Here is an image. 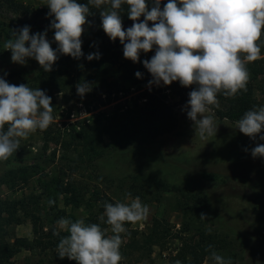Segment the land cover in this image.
Instances as JSON below:
<instances>
[{
  "label": "rangeland",
  "instance_id": "rangeland-1",
  "mask_svg": "<svg viewBox=\"0 0 264 264\" xmlns=\"http://www.w3.org/2000/svg\"><path fill=\"white\" fill-rule=\"evenodd\" d=\"M15 1L17 7L0 4V20L9 33L27 25L30 26V34H35L37 26H40L42 33L47 30L51 46L57 45L54 29L50 27L54 16L44 13L47 0ZM23 5L29 6V10ZM101 7L108 8L109 5ZM143 19L142 16L139 22ZM86 21L81 36L84 44L94 39L90 29L98 27L95 20ZM122 23L124 30L133 24ZM151 26L152 22H149ZM9 39H13V36L3 43L0 73L10 67L11 52L4 48ZM154 54L155 48L149 57ZM86 57L78 60L71 56L60 57L53 65L57 79L71 80L76 77L80 65L85 66L88 62ZM262 57L264 53H261ZM37 65L41 67L38 62ZM85 72L94 74L93 68ZM103 77L108 80L90 82L92 91L83 98L77 94L75 86L68 90L53 87L52 79L38 72L7 80L10 84H27L32 89L45 91L52 100L54 119L46 130H37L27 139H21L20 148L16 151L21 157L30 158L20 165H37L35 175L29 183L20 187L2 185L0 196L13 199L24 194H39L41 188L36 182L37 178L61 173L65 181L75 182L78 188L82 187L86 192V198L79 206L66 204L64 197H60L58 207L67 213L63 218L73 222L84 220L88 215L85 208L88 202L94 209H99L103 208L104 202L130 203L131 199L139 197L149 207L147 220L125 224L127 232L121 234V246L131 242L133 229L147 230L154 220L164 218L175 233L181 231L180 234L187 239L197 229L211 231L218 237L227 236L230 246L219 255L230 264H264V157L254 158L251 155V150L257 144L264 143L259 140V135H264V131L253 141L238 130L237 122L220 119L209 107L205 115L213 116L217 133L201 139L184 110L186 103H180L163 82L151 87L160 89V94H167L164 99L175 105L173 113L169 118L148 119L140 113V107L146 101L141 93L149 86L135 84L130 79L121 83L117 68H110ZM109 83H113L111 90ZM114 85H119V88L116 89ZM256 94L264 106V92L257 90ZM82 127H86L91 134L101 131L99 149L104 153L102 157L85 155L83 162L76 164L74 159L78 151H73V148L65 151L61 145L45 142L49 130H53L51 138L59 132L69 136L74 129ZM18 167V164L0 163V177L8 173L13 181H19V176L14 172ZM128 193L130 197L126 196ZM201 214L205 218H201ZM22 217L20 224L10 227L11 236L32 239V222L28 217ZM58 220L53 222V217H48L45 221L51 224L49 229L54 230L58 229ZM187 226L189 229H186ZM105 230L106 235H112L110 226ZM182 246V240L175 237L170 239L165 249L156 245L146 255L134 252L127 258V264H169L170 257L176 255ZM47 259H51V256L23 250L1 264H26L28 260L33 264H50ZM201 264L214 262L208 258Z\"/></svg>",
  "mask_w": 264,
  "mask_h": 264
},
{
  "label": "clouds",
  "instance_id": "clouds-1",
  "mask_svg": "<svg viewBox=\"0 0 264 264\" xmlns=\"http://www.w3.org/2000/svg\"><path fill=\"white\" fill-rule=\"evenodd\" d=\"M161 2L151 0L149 10V0H87V4L47 0L48 16H54L50 27L58 47L52 48L47 30L30 34V26L25 25L12 30L13 39L7 40L4 48L11 52L13 63L25 65L27 58H33L45 72H51L60 55L77 60L84 56L81 36L86 17L91 14L89 6L99 9L109 5L100 11L102 28L111 41L119 39L125 59L137 63L141 52L148 53L155 47L151 59L143 61L152 76L149 87L175 81L182 87L195 85L184 110L199 137L206 139L217 133L213 116L205 115L209 106L219 107L218 94L235 97L246 92L250 79L247 64L261 58L258 42L264 35V0H167L163 8ZM122 5H127L128 18L133 21L127 30L123 29ZM142 16L144 19L139 22ZM99 58L98 52L86 57L88 61ZM135 75L142 77L139 71ZM92 87L90 82L81 81L76 85L77 94L83 98ZM52 113V100L45 91L27 84H10L0 77V161L20 148L21 139L46 130L53 122ZM237 126L255 141L264 131V106L246 111ZM259 140L264 141V135H259ZM251 155L264 157V143L257 144ZM48 203L55 201L50 199ZM103 208L99 219L110 226V236L100 224H86L83 219L57 221L58 229L69 233L57 245L61 259L67 257L76 264H120L125 224L147 220L150 209L139 197L130 203L104 202ZM201 218H205L204 214ZM59 230H54L53 235L59 236ZM209 258L214 264H230L214 250Z\"/></svg>",
  "mask_w": 264,
  "mask_h": 264
},
{
  "label": "trees",
  "instance_id": "trees-1",
  "mask_svg": "<svg viewBox=\"0 0 264 264\" xmlns=\"http://www.w3.org/2000/svg\"><path fill=\"white\" fill-rule=\"evenodd\" d=\"M166 2L167 0H162L161 8H163ZM1 3L14 6L17 4L15 0H0V4ZM77 3L87 4V0H77ZM89 7L91 14L86 17V20H95L98 27L97 29L94 28L95 30L92 28L90 29L94 39L90 40L87 44L82 43V52L84 56H87L88 52H98L100 54L98 60L94 59L93 61H88L85 66L83 65L82 68H78L76 77H73L71 80L62 78L60 79L61 82L55 75L57 73L55 69L51 72H45L41 67H38L37 61L33 58H27V63L25 65L10 61V67H6L4 71L0 73V77H3L7 81L11 77L21 78L29 76L33 72H38L39 75H48V77L52 79L51 84L53 87H61L62 89L68 90L69 87H76V84L81 81H107L108 79L104 78L103 74L110 68H117L121 83L130 79L135 84L148 87L149 81L152 80V76L143 66V61L145 59H151L149 55H151L152 51L148 53L141 52L140 61L137 63L125 59L123 56V45L120 43L119 39L113 42L103 31L100 11L106 10L107 7H101L99 9L91 5ZM23 8L29 10L30 7L23 5ZM149 8H151V0H149ZM49 11L50 9L46 6L44 13L48 15ZM127 11V5H122L120 9L121 19L123 22L133 23V21L128 18ZM9 32L6 25L0 20V55L2 54L5 39L9 38V36H13L12 33ZM38 32L42 33L40 26L36 28V33ZM258 43L261 46V53H264V35H262ZM57 47L58 45L52 46L53 49ZM62 56L67 55H60L59 58ZM9 57L11 58V54ZM88 68H93L94 74L86 73L85 71ZM247 68L250 73L247 91H241L235 97H225L223 94H218L217 99L219 101V107L215 105L209 106L216 112V116L220 119H228L237 122L246 111L262 106L260 99L257 98L256 91L261 90L264 92V57L248 63ZM138 71L142 74L141 78H137L135 75ZM109 84V87H111L113 83ZM114 86L116 89L119 88V85ZM166 88L173 92L174 97L178 98L180 103L187 104L189 93L195 88V85L182 87L178 81H175L171 85H167ZM111 89L112 87L110 90ZM159 90L158 88L150 87L141 93L142 99H146V101L141 105L140 113L148 119L169 118L173 113L175 105L165 100L164 98L167 94H160L158 93ZM47 93L49 94L50 91ZM82 128L79 130L74 129L69 136L59 132L51 137L53 139L49 138L53 130H49L45 135V142L47 144L49 142H54L55 144L61 145L64 147L65 151L72 150V148L73 151H78L74 159L76 164L83 162L85 155L90 154L91 156L95 155L96 157H102L104 153L99 149L102 136L101 131L98 130L91 134V131L87 130L86 127ZM79 147H81L80 150ZM53 159H55V156H53ZM28 160H30L29 157L25 156L23 158L18 155V153L14 152L7 160L0 161V163L3 164L19 165L14 171L19 176V181H13L7 173L3 177H0V187L4 184L20 187L22 184L29 183L38 167L36 164L28 166L20 165ZM36 182L41 188L39 194H24L21 197H15L13 199L2 198L0 196V264L5 263L13 255L23 250L39 253L44 256H51V259H47L50 264H76L75 261L69 260L67 257L61 259L57 253V245L60 238L69 235V233L59 230V236L53 235V231L58 229H49L51 224H47L45 220H47L48 217H53L54 222L55 219L63 218L67 214L64 209L58 207L61 195L64 197L66 204L79 206L86 198V192L83 191L82 187L78 188L75 182L65 181L61 173L55 174L54 176L45 174L43 177L37 178ZM50 199L54 200L55 203L49 205L48 201ZM46 204H48V207H46ZM85 206L88 211V215L84 218L86 224L97 223L100 224L102 229L109 227L99 219L103 214V208L94 209L90 202ZM43 213H45L44 217H42ZM22 216L28 217L32 222V239L11 236L10 227L14 224H20L23 221ZM186 229H189V227L187 226ZM180 233L182 232L179 231L175 233L171 224L164 218H157L154 220L153 225L147 230L139 231L138 229H133L131 231V242L121 246L120 251L123 259L120 261V264H127V258H130L134 252L146 255L150 253L152 247L156 245L165 249V245L170 239H174L175 237L182 240L183 246L176 255L170 257L169 264H177V261H179L180 264H201L210 257L211 251L214 250L217 254H221L230 246V241L227 236L218 237L208 230L197 229L196 233H193L189 239ZM209 246H211V248ZM26 264L33 263L28 260Z\"/></svg>",
  "mask_w": 264,
  "mask_h": 264
}]
</instances>
